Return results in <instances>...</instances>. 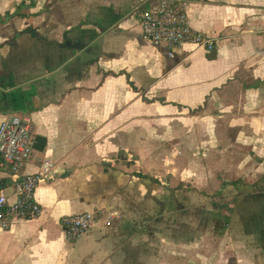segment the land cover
<instances>
[{"label": "crops", "instance_id": "0c3cea01", "mask_svg": "<svg viewBox=\"0 0 264 264\" xmlns=\"http://www.w3.org/2000/svg\"><path fill=\"white\" fill-rule=\"evenodd\" d=\"M161 1L0 0V120L31 117L49 171L0 264H264V0H187L214 48L172 54L139 21Z\"/></svg>", "mask_w": 264, "mask_h": 264}, {"label": "built area", "instance_id": "2783aa9c", "mask_svg": "<svg viewBox=\"0 0 264 264\" xmlns=\"http://www.w3.org/2000/svg\"><path fill=\"white\" fill-rule=\"evenodd\" d=\"M143 35L155 43H166L170 53L185 43L214 48V39L192 26L187 0H162L156 8L139 12ZM35 131L27 114L11 113L0 120V169H8L15 183V198L10 199L0 188V230L10 226L9 215L16 218L35 217L43 207L36 198L38 184L49 176L48 170L24 172L34 148ZM66 236L74 240L87 231L94 222L90 211L66 214L62 217Z\"/></svg>", "mask_w": 264, "mask_h": 264}, {"label": "water", "instance_id": "95a60500", "mask_svg": "<svg viewBox=\"0 0 264 264\" xmlns=\"http://www.w3.org/2000/svg\"><path fill=\"white\" fill-rule=\"evenodd\" d=\"M46 140L47 139L45 136L38 134L35 136V141L33 146L37 149L43 150L46 145Z\"/></svg>", "mask_w": 264, "mask_h": 264}, {"label": "rangeland", "instance_id": "374dc122", "mask_svg": "<svg viewBox=\"0 0 264 264\" xmlns=\"http://www.w3.org/2000/svg\"><path fill=\"white\" fill-rule=\"evenodd\" d=\"M248 156L250 157V156H252V157H254V153H250V154H248ZM251 162V161H250Z\"/></svg>", "mask_w": 264, "mask_h": 264}, {"label": "trees", "instance_id": "16d2710c", "mask_svg": "<svg viewBox=\"0 0 264 264\" xmlns=\"http://www.w3.org/2000/svg\"><path fill=\"white\" fill-rule=\"evenodd\" d=\"M140 174L143 175L144 173L140 172ZM152 178H154V177H152Z\"/></svg>", "mask_w": 264, "mask_h": 264}]
</instances>
